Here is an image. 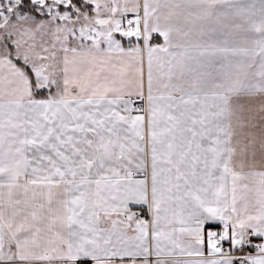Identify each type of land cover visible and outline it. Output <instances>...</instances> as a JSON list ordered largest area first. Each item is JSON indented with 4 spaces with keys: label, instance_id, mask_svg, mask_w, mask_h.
Segmentation results:
<instances>
[{
    "label": "snow or ice",
    "instance_id": "1",
    "mask_svg": "<svg viewBox=\"0 0 264 264\" xmlns=\"http://www.w3.org/2000/svg\"><path fill=\"white\" fill-rule=\"evenodd\" d=\"M0 264H264V0H0Z\"/></svg>",
    "mask_w": 264,
    "mask_h": 264
}]
</instances>
